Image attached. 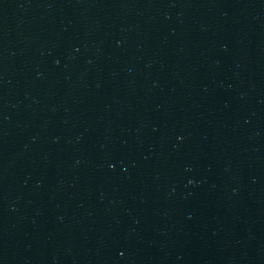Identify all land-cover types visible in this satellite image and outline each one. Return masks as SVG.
Here are the masks:
<instances>
[{
    "label": "water",
    "instance_id": "1",
    "mask_svg": "<svg viewBox=\"0 0 264 264\" xmlns=\"http://www.w3.org/2000/svg\"><path fill=\"white\" fill-rule=\"evenodd\" d=\"M226 0H0V264H185Z\"/></svg>",
    "mask_w": 264,
    "mask_h": 264
}]
</instances>
